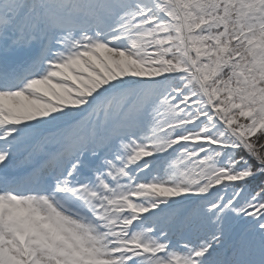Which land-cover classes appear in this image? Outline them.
Listing matches in <instances>:
<instances>
[{
    "label": "snow or ice",
    "instance_id": "6c2138e0",
    "mask_svg": "<svg viewBox=\"0 0 264 264\" xmlns=\"http://www.w3.org/2000/svg\"><path fill=\"white\" fill-rule=\"evenodd\" d=\"M0 264H264V0H0Z\"/></svg>",
    "mask_w": 264,
    "mask_h": 264
}]
</instances>
